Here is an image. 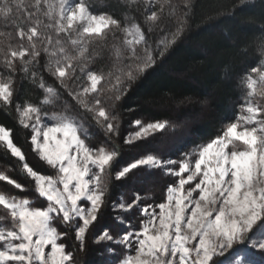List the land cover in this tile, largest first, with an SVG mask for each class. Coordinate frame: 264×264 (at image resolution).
Returning a JSON list of instances; mask_svg holds the SVG:
<instances>
[{"label": "trees", "instance_id": "trees-1", "mask_svg": "<svg viewBox=\"0 0 264 264\" xmlns=\"http://www.w3.org/2000/svg\"><path fill=\"white\" fill-rule=\"evenodd\" d=\"M62 1L0 0V81L10 91L0 98V126L22 153L13 154L0 139V194L45 209L51 201L30 171L59 174L35 149L33 127L20 119V109H35L37 119H75L88 148L115 155L105 171L103 203L83 239L80 217L59 212L51 223L71 254L68 263L121 264L137 249L133 237L148 220L144 209L165 201L181 178L180 162L196 145L234 124L244 128L242 119L253 105L257 123L246 127L256 130L258 149L264 147V0H71L111 19L98 33L67 25L59 13ZM134 26L142 38L130 42ZM149 123L164 126L128 140ZM243 147L236 139L228 149ZM149 155L161 164L117 175ZM18 224L0 202V234ZM263 240L264 214L210 264H264ZM6 245L0 240V249Z\"/></svg>", "mask_w": 264, "mask_h": 264}, {"label": "rangeland", "instance_id": "rangeland-1", "mask_svg": "<svg viewBox=\"0 0 264 264\" xmlns=\"http://www.w3.org/2000/svg\"><path fill=\"white\" fill-rule=\"evenodd\" d=\"M59 13L67 25L89 33L101 32L111 23L108 16L92 14L83 5L73 6L71 0L61 2ZM128 36L130 42L142 38L135 26L129 28ZM261 76L264 79V71ZM93 79L95 87L98 80ZM9 94V85L0 81V98ZM34 111L31 107L20 109V119L33 127L35 149L59 174L51 177L30 171L40 192L51 201L45 209L31 208L27 200L0 194V202L10 207L19 222L15 231L0 234V240L7 241L0 249V264H72L68 263L71 254L58 242L51 223L53 215L61 212L67 219L80 217L83 223L78 237L83 239L103 203V179L115 154L88 148L80 136L82 124L75 119L61 114L37 119ZM256 123L257 111L250 105L242 119L244 128L234 124L222 136L196 145L186 155L176 170L181 175L179 183L170 188L158 208L144 209L148 220L133 237L137 249L121 264H210L255 228L264 214V147L258 149L256 130L246 126ZM163 126L142 125L128 140L146 137ZM0 139L22 157L10 132L1 126ZM236 139L244 147L229 150ZM144 164L161 161L150 155L141 157L117 175ZM130 238L131 234L126 235L123 241Z\"/></svg>", "mask_w": 264, "mask_h": 264}]
</instances>
